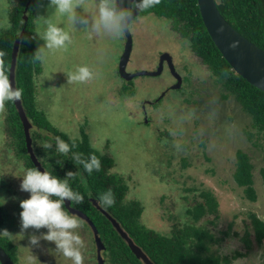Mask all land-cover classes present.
I'll return each mask as SVG.
<instances>
[{
	"label": "rangeland",
	"instance_id": "obj_1",
	"mask_svg": "<svg viewBox=\"0 0 264 264\" xmlns=\"http://www.w3.org/2000/svg\"><path fill=\"white\" fill-rule=\"evenodd\" d=\"M80 2L76 24L61 15L51 16L54 10L49 7V0H33L31 7L36 15V50L44 43L39 34L46 29L45 19L50 18L48 22L63 27L72 38L66 48L48 55L41 64V73L35 77L37 107L49 125L41 129L42 134L49 135L46 141L51 143L54 137L48 129L57 130L68 139L86 138L97 151L111 153L115 169L130 178L128 199L136 198L143 206L140 222L158 233L164 228L161 226L170 232L169 225L175 226L176 221L173 216L180 214L183 206L185 210L186 204L193 206L195 202L205 201L201 193L212 190L219 202V212L202 217L198 223L220 238L211 252L228 257L229 264H263V247L253 236L250 213L256 212L264 219L261 172L264 150L255 152L256 147L248 142L242 129L244 116L239 115L238 109L228 110L208 96L200 100L199 107L198 104L183 106L188 99L184 94L192 89L191 84L197 85L192 96L198 98V90L205 92L203 86L212 72L191 50L188 40L172 29L168 19L152 13L138 16L130 25L131 66L155 70L160 54L169 51L176 71L190 83L184 90L171 89L162 96L165 85L173 82L166 70L161 76L138 77L134 94L122 93L125 83L118 77L117 63L126 43L125 35L96 31L92 24L98 16L99 0ZM112 2L117 9H125L118 0ZM80 17H85L87 23H80ZM10 26L8 1L0 0V34ZM80 66L89 67L93 77L85 82L69 83L68 74ZM143 99L153 101L148 105V116L137 113ZM5 113L4 107H0V199L5 201L1 205L5 221L0 231L7 230L18 247L16 264H24V257L30 252L38 260L36 264H72L58 254L54 242L41 239L38 245L31 244V237L42 236L47 228L23 230L21 227L20 204L30 198V193L22 191L20 185L29 167L7 146ZM36 131L33 126L31 133ZM42 145L37 143V147ZM239 149L247 150L253 157L256 201L249 200L244 189L234 182ZM39 160L42 162V158ZM80 220L78 232L85 243L84 264H97L94 234ZM224 231H230V235ZM227 244L229 248L223 249ZM238 252L242 255L235 256ZM222 264L228 263L223 260Z\"/></svg>",
	"mask_w": 264,
	"mask_h": 264
},
{
	"label": "trees",
	"instance_id": "obj_2",
	"mask_svg": "<svg viewBox=\"0 0 264 264\" xmlns=\"http://www.w3.org/2000/svg\"><path fill=\"white\" fill-rule=\"evenodd\" d=\"M7 1L11 26L8 31L0 34V50L6 53L4 64L10 76L14 42L24 29V36L20 42L17 58L16 85L22 90L21 100L25 111L29 119L37 127V131L32 136L33 140L35 143L42 142L44 145L49 143L46 141L49 135L42 134L41 129L49 128V125L45 121L43 111L38 109L36 102L35 77L38 73H41V63L33 62L32 60V56L36 52V15L31 8L33 0ZM28 2L30 3L25 15ZM216 2L225 19L239 33L264 50V0H216ZM124 5L125 7L128 6L127 9L132 8V4L127 1L124 2ZM151 13L168 19L172 29L188 40L191 50L200 57L201 63L206 65L208 70L212 72V77L207 81L210 84L207 85L206 83L203 86L205 92L202 89L198 90L200 94L198 98L192 96V89L197 87V85L191 84L192 89L184 94L188 99L183 106L186 104L189 106L190 104H198L197 106L199 107L200 100L202 101L208 96L216 100L217 104L222 103L227 106L228 110L233 109L235 111L238 109L241 112L239 115L241 117L244 116L242 129L248 142H251L256 147L255 152L264 150V91L252 85L234 71L223 57L204 24L198 0H160L154 7L142 10L141 16ZM25 16H27V20ZM131 55H133V50ZM188 78L190 77L188 76ZM189 83L190 81L183 80L180 88L171 87L170 89L184 90ZM134 90L135 88L128 90L125 88L122 93L134 94ZM168 91V89L165 91V95L171 90ZM191 97L194 99H191ZM145 100L143 99V102ZM231 105L234 108H231ZM3 107L6 111L5 125L9 136L7 146L15 152V157L22 160L23 158L26 159L27 166L33 168L34 165L27 151L24 127L15 103L6 102ZM48 131L70 145L74 143L75 147L72 152L82 154L83 158L95 155L101 162L99 171L94 170L91 175L85 172L84 175H80L81 181L74 184L70 181V183L74 190L85 197V203H83L81 209L89 215L97 227L99 235L105 243V253L110 264L145 263L132 252L127 241L122 238L112 225L113 223L89 201V196H92L100 202L99 197L109 190L112 192L115 203L111 206L100 204L120 222L123 229L143 249L154 264H222L223 260L228 264L230 263L228 257L222 258L223 256L211 252L212 246L218 243L220 238L208 228H203L201 225L198 226L202 217L208 214L217 215V212H219V202L212 190L201 193L205 201L195 202L193 206L186 204L185 210L182 205L181 213H178L179 216H173L172 218L176 220L174 234L171 238L165 237L140 222L143 206L136 198L128 199L130 186L127 178L129 177H125V174L119 173L115 169L116 162L111 153L97 151L86 138L68 139L57 130L48 129ZM51 144L53 145L51 149H45L40 146L35 150L40 157H43L44 165L47 164L45 161H51L55 157L54 161H57V163L54 175L58 177L68 171V168L64 165L61 154L55 151V141L52 140ZM52 154H55V156ZM75 166L79 167L76 164ZM236 166L237 169L233 173L234 182L237 186L244 189L249 200L256 201L257 192L253 186L255 164L253 157L247 150L239 149ZM261 172L264 177V168H262ZM84 181L89 185L90 191ZM250 218L253 236L256 242L263 247L262 261L264 264V219L256 212L250 213ZM4 221L5 214L0 205V228L3 226ZM88 228L93 231L90 225ZM224 232L230 235V231ZM94 240L93 238V242ZM244 241L247 242L249 240L246 239ZM0 245L15 262L18 247L13 240L9 237L0 238ZM237 255L240 256L242 253L238 252L235 256Z\"/></svg>",
	"mask_w": 264,
	"mask_h": 264
},
{
	"label": "clouds",
	"instance_id": "obj_3",
	"mask_svg": "<svg viewBox=\"0 0 264 264\" xmlns=\"http://www.w3.org/2000/svg\"><path fill=\"white\" fill-rule=\"evenodd\" d=\"M159 2L160 0H139L137 4L134 3V6L144 10L154 7ZM49 7L54 10L51 16L61 15L76 24L78 20L77 9L81 8V2L80 0H49ZM123 7L125 9H117L112 0H99L98 16L92 27L98 32L104 31L117 36L122 35L130 28L132 21L135 19L131 17V10L127 9L128 6L123 5ZM140 15L141 13L138 16ZM144 15L147 16V14ZM49 19H45L46 29L39 34L44 43L32 56L33 62L43 64L51 52L64 49L72 42L69 32L63 27L48 22ZM79 22L86 24L87 19L80 17ZM5 57V51L0 50V107L6 102L17 103L22 96V90L16 85L15 80H10L4 64ZM92 77L93 72L89 67L80 66L76 68L75 72L68 74V81L69 83L85 82ZM42 146L45 149L53 148L51 143ZM74 147V143L70 145L60 137L55 138V151L57 153L65 157H69V153H71L70 158L72 161L76 165L82 166L83 171L89 175L94 170H100L101 162L95 155L83 158L82 154L72 152ZM22 176L20 188L22 191L30 193V198L21 201L20 204L22 208L20 213L21 227L23 230L30 227L48 229L47 233L42 234V236L33 235L31 244L38 245L41 239L54 242L59 255L71 260L72 264H84L83 250L85 249V243L78 232L82 222L78 219V215L70 214L68 209L64 207L66 200L71 202L72 207L79 206L85 201L84 195L71 186L70 179L74 177V174L69 172L67 178L60 179L50 171L42 172L33 167L27 169ZM99 200L104 206H111L115 203L111 190L100 196ZM0 201H2L0 205L5 202L3 199H0ZM10 235L7 230L0 231V238L9 237ZM228 248L229 244L223 249ZM37 261L31 252L24 257V264H36Z\"/></svg>",
	"mask_w": 264,
	"mask_h": 264
},
{
	"label": "water",
	"instance_id": "obj_4",
	"mask_svg": "<svg viewBox=\"0 0 264 264\" xmlns=\"http://www.w3.org/2000/svg\"><path fill=\"white\" fill-rule=\"evenodd\" d=\"M128 2H133L137 4L139 0H126ZM27 3L25 15L29 7ZM198 5L200 7L201 15L205 26L213 39L214 43L222 53L223 57L228 61L232 66L233 70L236 71L239 75L245 78L252 85L258 87L264 91V50L257 46L255 43L247 39L241 33H239L221 14L216 0H198ZM141 9L134 7L131 10V17L134 19L141 13ZM27 20V16H25ZM126 37V43L124 46V51L119 63V72L122 77L127 80L132 79L135 76L139 75H150L156 76L160 75L164 70V63L167 62L169 69L177 78V83L172 86V88H180L183 82V78L180 73L176 71L173 56L169 52H164L161 55L159 67L157 70H140L135 73H130L126 70L127 64L130 60L131 53L133 50V38L130 31V28L124 32ZM24 36V29L21 31L20 35L16 38L13 46L12 52V62L10 67V80H15L16 82V67H17V58L20 49V42ZM15 86V85H14ZM165 95V92L162 93ZM15 106L19 112L24 131L26 136V145L27 151L31 157L32 162L35 164L36 168L40 171H46L43 167L41 161L35 153L33 147V140L31 136L32 122L30 121L22 100L15 103ZM98 205V202H95ZM65 206L71 214L78 215L79 217L86 220L93 229L95 236V241L97 244V254H98V264H104V258L102 256V250L105 248L98 229L95 226L93 220L83 211L76 209L71 206V202L65 201ZM99 207V206H98ZM100 208V207H99ZM102 209V212L112 221L118 233L122 238L127 241L132 252L139 258L144 261L145 264H154V262L148 257V255L143 251V249L138 246L134 240L129 236V234L123 229L120 223L113 218L105 209ZM0 262L1 264H16L11 256L5 251L0 245Z\"/></svg>",
	"mask_w": 264,
	"mask_h": 264
},
{
	"label": "flooded vegetation",
	"instance_id": "obj_5",
	"mask_svg": "<svg viewBox=\"0 0 264 264\" xmlns=\"http://www.w3.org/2000/svg\"><path fill=\"white\" fill-rule=\"evenodd\" d=\"M118 2L123 6L124 5V0H118ZM129 3H131L132 4V8L130 9V10H132L135 6V4L133 3V2H129ZM125 40H126V37H125ZM123 51H124V49H123ZM164 52H169V51H164ZM163 53V52H162ZM162 53L160 54V56H159V58H158V60H157V65L155 66L156 67V69L155 70H157L158 69V67H159V63H160V58H161V55H162ZM170 53V52H169ZM122 54H123V52H122ZM122 54L118 57V63H117V66H118V77L120 78V79H122V80H124V83H125V86H122V88L124 87V89H122L123 91H125V88H126V90H128V89H132L133 87H134V85H135V81L138 79V77L139 76H135V77H133L132 79H130V80H127V79H125L124 77H122L121 76V74H120V72H119V63H120V59H121V56H122ZM131 61H132V57H130V60H129V62H128V64H127V67H126V70L128 71V72H130V73H135V72H138V71H140V70H142V68H133V66H131ZM147 70H149V71H154V70H151V69H147ZM168 71L169 73H171V71H170V69H169V67L167 66V63L165 62L164 63V70H163V73L161 74V75H163V74H165V71ZM178 73H180L179 71H177ZM181 74V73H180ZM161 75H159V76H161ZM171 75H172V73H171ZM181 76H182V74H181ZM171 77H173V82H171V83H169L168 85H165V86H167L166 87V90L168 89L169 91L171 90L170 88L173 86V85H175L176 83H177V78L174 76V75H172ZM182 78H183V80H184V77L182 76ZM165 90V91H166ZM164 91V92H165ZM168 91V92H169ZM153 104V101H147V99L144 101V102H142V104L140 105V109H138L137 110V113L138 112H143V113H145V116H148V105H152ZM146 118V117H145ZM147 122H149V120L147 121ZM33 126H35L34 124H33ZM33 126H32V129H33ZM37 128V127H36ZM33 134H34V132H32L31 133V136H33ZM55 136L54 137H52L51 139L52 140H54L55 141ZM32 140H33V137H32ZM33 147H34V150L37 148V143H35L34 142V140H33ZM35 153H36V155L37 156H39L38 154H37V152H36V150H35ZM103 153H105V152H103ZM28 154H29V152H28ZM53 156H55V154H52ZM30 156V155H29ZM62 156V155H61ZM70 156H71V153H69V157L67 158V157H65V156H62L61 158L63 159V161H64V165L68 168V171H66L65 173H63V175H59L58 177L60 178V179H65V178H67V174L69 173V172H72L73 174H74V177L73 178H71L70 179V181H71V183L72 184H74L75 182H79V181H81V178H80V175L82 176V175H84L85 174V172L83 171V168L82 167H76L75 166V163L72 161V159L70 158ZM40 157V156H39ZM38 157V158H39ZM40 158H42V165H43V167L45 168V170H47V171H50L53 175L55 174V170H56V163H57V161L55 162L54 161V158H52L51 159V161H45L46 163V165H44L43 164V157L41 156ZM24 159V158H23ZM30 159H31V157H30ZM18 160H22V159H20V158H18ZM25 160V164L27 165V160L26 159H24ZM32 161V160H31ZM72 162V163H71ZM33 163V162H32ZM33 165H34V167H36L35 166V164L33 163ZM30 168V167H29ZM29 168H27L26 167V170L27 169H29ZM114 171V170H113ZM115 173V172H114ZM127 180H130V178H127ZM84 184L86 185V187L88 186V190H89V185H87V183H86V181H84ZM129 184V183H128ZM130 186V185H129ZM90 191V190H89ZM88 191V192H89ZM89 201L91 202V204L92 205H94L96 208H98L101 212H102V209H100V208H103V206L100 204V202L97 200V198H95V197H92V196H89ZM95 202H98V205L95 203ZM85 203V202H84ZM83 204H81V205H79V206H74V208H76V209H79V210H81V211H83L82 209H81V206H82ZM72 206V205H71ZM100 208H99V207ZM64 207L66 208V206H65V204H64ZM104 209V208H103ZM84 212V211H83ZM70 213V212H69ZM86 213V212H85ZM103 213V212H102ZM71 214V213H70ZM87 214V213H86ZM104 214V213H103ZM110 214V213H109ZM88 215V214H87ZM105 215V214H104ZM89 216V215H88ZM106 216V215H105ZM107 217V216H106ZM78 218H80V219H82L83 220V223H85V227L87 226H89V223L86 221V220H84L83 218H81V217H79L78 216ZM108 218V217H107ZM114 218V217H113ZM109 219V218H108ZM110 220V219H109ZM117 220V219H116ZM111 221V220H110ZM118 221V220H117ZM119 222V221H118ZM111 223H112V221H111ZM120 223V222H119ZM175 224H176V222H175ZM113 225V224H112ZM121 225V224H120ZM114 226V225H113ZM122 226V225H121ZM161 227H164V228H166L165 226H161ZM114 228H115V226H114ZM164 228H161V230L159 231L160 232V234L161 235H163V236H165V237H168V238H171L172 237V235L174 234V230H175V226H172V225H169V227H168V229H169V231L170 232H165L164 231ZM116 229V228H115ZM165 230H167V228L165 229ZM117 231V230H116ZM91 232V231H90ZM91 233H93V231L91 232ZM168 233V234H167ZM94 239H95V236H94ZM104 243V242H103ZM94 244H95V248H94V255L96 256V260H97V264H98V254H97V244H96V241L94 240ZM105 244V243H104ZM106 251V246H105V248H104V250H102V256H103V258H104V264H108L109 262L107 261V257H106V255H103V252H105ZM110 264V263H109Z\"/></svg>",
	"mask_w": 264,
	"mask_h": 264
}]
</instances>
